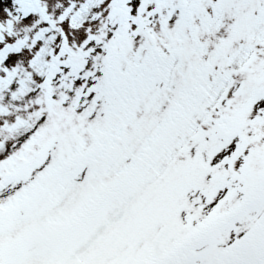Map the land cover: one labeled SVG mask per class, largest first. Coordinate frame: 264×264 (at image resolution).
I'll use <instances>...</instances> for the list:
<instances>
[{
    "label": "snow or ice",
    "instance_id": "snow-or-ice-1",
    "mask_svg": "<svg viewBox=\"0 0 264 264\" xmlns=\"http://www.w3.org/2000/svg\"><path fill=\"white\" fill-rule=\"evenodd\" d=\"M0 264H264V0H0Z\"/></svg>",
    "mask_w": 264,
    "mask_h": 264
}]
</instances>
